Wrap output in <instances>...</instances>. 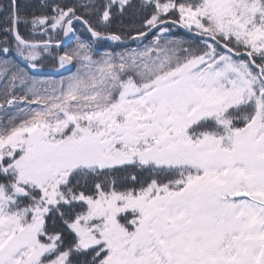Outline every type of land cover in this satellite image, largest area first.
Instances as JSON below:
<instances>
[{
    "label": "snow or ice",
    "instance_id": "obj_1",
    "mask_svg": "<svg viewBox=\"0 0 264 264\" xmlns=\"http://www.w3.org/2000/svg\"><path fill=\"white\" fill-rule=\"evenodd\" d=\"M0 264H264V0H0Z\"/></svg>",
    "mask_w": 264,
    "mask_h": 264
},
{
    "label": "trees",
    "instance_id": "obj_2",
    "mask_svg": "<svg viewBox=\"0 0 264 264\" xmlns=\"http://www.w3.org/2000/svg\"><path fill=\"white\" fill-rule=\"evenodd\" d=\"M71 46V45H69ZM45 75L40 76L38 78L40 79H60V75L56 72V69L53 68L51 65H46V67L43 69ZM63 71V70H61ZM75 71V69H73ZM71 73H64V75H70Z\"/></svg>",
    "mask_w": 264,
    "mask_h": 264
}]
</instances>
